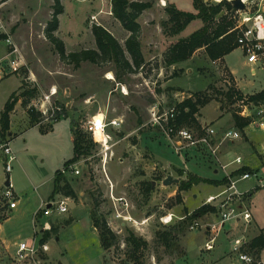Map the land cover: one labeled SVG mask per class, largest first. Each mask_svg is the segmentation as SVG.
I'll return each instance as SVG.
<instances>
[{"label":"rangeland","instance_id":"obj_1","mask_svg":"<svg viewBox=\"0 0 264 264\" xmlns=\"http://www.w3.org/2000/svg\"><path fill=\"white\" fill-rule=\"evenodd\" d=\"M131 1L153 3V7L138 19L139 24L149 25L153 34H140L144 42L141 49L144 50L145 63L142 70L130 74L124 73L114 63L97 65L83 62L75 68L62 62L45 36L53 15L54 0H13L2 9V16L26 68L20 76L9 75L0 81V121L6 102L12 94L19 92L24 75L28 76L29 89L35 90L33 102H38L50 89H56L53 101L63 108L64 119L32 127L27 109L16 103L9 114L7 129L4 130L0 124V143L9 142L14 157L7 175L4 170L6 158L0 151V264H15V245L32 238L38 241L42 229L49 225L59 230L46 242L49 248L46 264H136L128 257L132 249L126 241L129 234L147 244L140 249V264H243L232 253V245L244 233V226L236 228L233 223H227L217 234L215 228L212 232L206 229L192 231L190 221L181 224L205 206L204 200L208 195L218 191L209 183L224 178L222 172L214 174L213 171V160L218 154L194 151L191 158H186V163L182 154H175L166 136L150 125L149 108L159 103L161 109H172L191 99L197 106V113L187 117L182 126L200 132L203 125H208L218 136L226 130L237 131L240 138L219 145L221 153L225 156L228 152H235L243 158L241 166L259 171L264 169V129L250 124L241 131L235 125L233 114L238 112L240 99L264 88V74L257 70L256 76H252L251 66L238 48L225 56L222 62L216 63L209 60L203 49L197 50L186 61L166 69L160 54L164 45L162 38L167 39L170 45L175 44L197 31L201 22L193 21L177 36L166 37L161 23L166 22L168 28L173 27L164 12V8L172 6L170 1L164 0L165 5L160 3L161 0ZM202 1L207 5L230 4L229 0ZM60 2L63 13L58 16L55 36L63 41L66 53L95 50L93 26L105 28L125 49L129 33L112 16L111 0ZM174 2L179 10L196 14L191 0ZM258 2H249L250 12L258 9ZM261 10L264 11V3ZM230 13L233 15V9H224L215 22ZM92 17L96 20L93 21ZM150 36L163 45L159 43L156 48L149 45ZM5 54L6 45L0 43V58ZM125 56L130 59L126 51ZM109 73L113 80L107 79ZM236 92L242 98H237ZM230 93L235 95L233 100L227 97ZM97 116L108 124L106 131L113 139V155L105 169L100 161L101 147L83 129L90 118ZM115 119L122 121L118 129L110 125ZM74 130L84 134L94 147L88 155H82L75 161L79 163L81 174L78 177L66 176L75 198L58 194L50 199L55 172L73 157L69 134ZM9 132L12 136L7 138ZM225 162L229 161L225 158ZM236 167L232 165L227 170L232 171ZM190 175L203 182L188 191H181L180 183L188 181ZM167 176L178 180V184L163 186L162 181ZM7 180L17 202V209L12 212L1 195ZM254 186L250 180L237 185L242 192ZM122 196L129 199L128 207L115 200ZM60 200L67 202L66 213L58 215L52 210L50 216L43 215L42 211L48 204H56ZM247 208L252 215L247 236L251 240L259 235L264 237L263 189L257 190L252 200L247 201ZM117 211L131 217L137 225L133 222L122 225L114 217ZM168 213L173 214V220L164 226L160 217ZM92 218L105 222L115 235V243L109 249L101 247L99 231L92 227ZM199 219L205 226L217 221L214 213H206ZM143 220L147 222L140 225ZM171 229L175 230V241L172 248L166 250L157 236ZM214 237L213 249L206 251L205 243ZM258 252L252 255L257 263L264 264V248Z\"/></svg>","mask_w":264,"mask_h":264},{"label":"built area","instance_id":"obj_2","mask_svg":"<svg viewBox=\"0 0 264 264\" xmlns=\"http://www.w3.org/2000/svg\"><path fill=\"white\" fill-rule=\"evenodd\" d=\"M11 1L13 0H0V43L6 45V54L0 58V81L9 75L20 76L21 72L26 68L25 60L15 44L10 29L2 16V9ZM231 1L233 0H229V2ZM241 1L244 4L245 9L242 11H236L233 14L236 19V45L243 53L246 63L251 66V75L256 76L257 70L264 74V11L261 10V5L264 3V0H258V9L252 12L249 11V2L251 0ZM160 3L165 5L162 0ZM92 20L95 21L96 17H92ZM260 92H263L264 95V88L260 90ZM56 95V89H50L47 93L42 94L41 99L38 100V102H33L34 100H32L28 106L29 109L33 108L36 112L42 115L41 122L38 126H41L44 122L52 124L60 119H64L63 108L53 101ZM149 115L150 125L160 130L166 136L170 147L177 155L191 151L206 150L207 153L216 156L219 145L224 142L232 143L240 138V134L234 130H226L218 136L215 129L208 125H203L200 132L183 127L179 123L180 111L176 108L167 110L163 108L161 109L159 103L151 105L149 108ZM237 115L241 118H250L252 120L251 124L258 126L260 129H264V99L252 101L249 97H243L239 101ZM121 124L122 121L119 119L110 122V125L116 129H118ZM107 125L106 122L102 121V119L97 116L95 118H90L83 126L84 132L87 135H90L94 139V143H97L101 147L100 161L104 169L113 155V144L111 143L113 139L106 131ZM116 135L120 134L116 133ZM0 151L3 152L6 158L4 170L8 175L11 171V163L14 161V157L9 148V142L0 143ZM78 165L79 163L75 162L67 167H63L60 170V173L63 176L73 175L78 177L81 174ZM232 165L238 167L232 171H228L227 168ZM241 165L242 159L240 157L234 158V160L227 164L220 165L224 177L222 179L225 181L223 184L217 186L218 191L215 194L208 195L204 200L205 206L214 208V214L217 217V221L214 224L205 226L201 224L200 219L198 218L189 224V228L192 231L206 229L207 231L212 232V229L215 228L218 234L227 223H233L236 228L239 225H243L244 228L250 225L252 215L247 208V198L259 189L264 190V169L234 175V172H236ZM247 180L253 181L255 186L244 192L240 191L237 185L240 182ZM1 195L4 201L8 202L9 210H14L17 207V202L10 183ZM111 199H113V195L111 196ZM115 200L121 203V205L128 207V203L124 198H118ZM52 210L58 215L66 213L68 211L67 202L65 200H60L56 204H48L44 211H42L43 215L50 216ZM114 217L115 219L120 220L122 225L130 222L137 225V222L133 221L131 217L123 215L118 211ZM172 220L173 214L171 213L160 217V222L164 226L169 225ZM146 222L147 220H143L140 222V225H143ZM215 239L216 237L205 243L204 247L206 251H211L213 249ZM250 243L251 239L244 231L240 238H236L233 241L232 253L236 255L240 263L259 264L256 262L254 256L248 251ZM48 251L49 248L47 243L38 244L35 238L21 241L15 245L13 261L15 264H46L45 256Z\"/></svg>","mask_w":264,"mask_h":264},{"label":"trees","instance_id":"obj_3","mask_svg":"<svg viewBox=\"0 0 264 264\" xmlns=\"http://www.w3.org/2000/svg\"><path fill=\"white\" fill-rule=\"evenodd\" d=\"M191 1L196 14L180 11L173 5L164 8V12L168 16V20L173 23L172 28H168L166 22L161 23L163 35L166 37L177 36L193 21H200L202 24L201 27L189 37L179 40L177 43L172 44L166 49V51L162 54V65L166 68L186 61L195 53V51L199 49H204L207 57L212 62L223 59L225 56L237 49L235 17L230 13L215 22V19L224 11V9L232 10L231 4L220 2L216 5H207L204 4L202 0ZM152 7V2L111 0L112 16L120 23L122 28L129 33V36L125 41V49L122 48L119 42L105 28L101 26H93L91 31L95 40L96 49L66 53L63 41L55 36V32L57 31L59 25L58 16L63 13V6L60 0H54V5L52 7L53 15L45 29V36L55 48L59 59L64 63L73 65L75 68H78L83 62H89L97 65L114 63L116 67L121 69L124 73L130 74L142 70L145 63L141 52V27L138 23V19L143 12L150 10ZM125 51L130 57L129 60L125 56ZM27 78L28 76L26 75L22 76L19 92L12 94L4 106L0 121L4 130L8 127L9 114L12 112L14 105L19 100L21 101V106L24 109H27L30 125L36 126L41 122L42 115L36 112L33 108H28L31 101L35 97V90L29 89ZM235 95L239 99L242 98V95L239 92H236ZM235 95L230 93L227 97L229 100H233V96ZM249 99L252 101L264 99L263 92L252 95ZM176 109L180 111L179 123L181 125L185 122L187 117L197 113V106L191 99H187L178 104ZM185 110L188 112L185 113ZM233 118L236 127L241 131L252 123L250 118H241L236 113L233 114ZM49 128H51L50 125ZM72 135L73 157L64 163V167L75 163L76 159L80 156L88 155L90 150L94 147V144H92L84 134L81 135L79 132L74 130ZM250 171L251 170H249L248 167L242 166L234 172V175ZM224 181V179L220 181L211 180L209 183L217 187L223 184ZM201 182L203 181L200 178L190 175L188 176V181L180 183V190L188 191L192 188V186L198 185ZM58 194H62L68 198H75L72 186L66 176H63L59 170L55 172L53 190L50 199H53L54 196ZM214 212V208H211L210 206H203L201 209L194 212V214L190 215L185 222L181 224L188 221L192 222L206 213ZM40 215L41 214L38 216ZM92 220L94 228L99 231L101 247L103 249H109L115 243V235L108 228L105 222H99L93 218ZM57 233L58 227L51 226L49 230L41 232V237L37 241L38 244L46 243L52 235H57ZM175 235V230L171 229L158 234L157 239L163 244L166 250H170L174 245ZM126 241L130 246H132V249L128 253V257L133 259L134 263L140 264V249L146 247V242L142 241L140 238H136L133 234H129ZM262 248H264V237L259 235L251 240L248 251L251 254L259 253L258 251Z\"/></svg>","mask_w":264,"mask_h":264},{"label":"crops","instance_id":"obj_4","mask_svg":"<svg viewBox=\"0 0 264 264\" xmlns=\"http://www.w3.org/2000/svg\"><path fill=\"white\" fill-rule=\"evenodd\" d=\"M162 1H164V0H162ZM170 2L169 3H171L173 6H175L176 7V9H178L177 8V6H176V4H175V2H174V0H169ZM220 1V0H219ZM179 10V9H178ZM147 11H149V10H147ZM147 11H145L144 13H146ZM181 11V10H180ZM143 13V14H144ZM142 14V15H143ZM142 15L139 17V20L142 18ZM140 27H141V33L143 34V35H146V34H148V35H151V34H153L152 32V29H150V26L149 25H143V24H140ZM152 31V32H151ZM155 31V30H154ZM159 34H160V36H161V32L159 31ZM142 36V35H141ZM149 39H150V41L151 42H149L148 44L149 45H154V48H156L155 47V45H158L160 42H157L158 40H154V38H152V36H150L149 37ZM162 40H163V44L162 43H160V45H163V46H161L162 47V51L160 52V54H161V59H162V54L166 51V49L169 47V46H171L169 43V41L166 39L165 40V38L163 39L162 38ZM167 41V42H166ZM168 43V44H167ZM140 44H144V42H143V39H142V37L140 38ZM167 45H169V46H167ZM199 50H202V49H199ZM204 50V49H203ZM141 51H142V55H143V58H144V50L143 49H141ZM196 52V51H195ZM150 57H152L153 58V56H152V54L150 55ZM224 59V58H223ZM223 59H221V60H217V61H215V63L216 62H222L223 61ZM159 62H161V60L159 61ZM212 62V61H211ZM176 65V64H175ZM175 65H173V66H175ZM173 66H171V67H173ZM170 68V67H169ZM169 68H166V69H169ZM179 68V67H178ZM180 70H181V68H179ZM159 70H160V68H158V72H159ZM180 73V72H179ZM180 88V87H179ZM181 89V88H180ZM257 93V92H256ZM254 94V93H253ZM253 94H251V95H253ZM17 105H20L21 106V101L19 100L18 102H17ZM16 105V106H17ZM16 108V107H15ZM28 119H29V117H28ZM10 121H11V119H10ZM29 123H30V121H29ZM38 126V125H37ZM33 127V126H32ZM11 128H12V121L10 122V130H11ZM52 131H53V129H52ZM12 136V133H10L9 132V134H8V136H7V138H10ZM69 139H70V142H71V144H72V147H73V135H72V132L69 134ZM221 148L222 147H219V149H218V151H217V157L215 158V160H213V163H214V166H215V168L213 169V171H214V174H218V173H221L222 171H221V169H220V165H223V164H226V162H225V158H226V160H228L229 162L231 161V160H234V158H236V157H242L241 155H239V154H237V153H235V152H228V154H226L225 156H224V154L223 153H221ZM194 151H191V152H188V153H185V154H182L183 155V157H184V161L186 162V158H191L192 157V154L191 153H193ZM195 157V156H194ZM231 157H232V159H231ZM224 158V159H223ZM242 159V163H243V158H241ZM224 160V161H223ZM66 162V161H65ZM228 162V163H229ZM187 163V162H186ZM242 166H240V168H241ZM237 168V167H236ZM235 169V168H234ZM223 174V173H222ZM107 176V175H106ZM223 177V176H222ZM109 179V178H108ZM215 180H219V179H215ZM109 182L111 183V181H110V179H109ZM163 182V181H162ZM112 184V187L114 188V185H113V183H111ZM152 185H154V183H152ZM113 188H112V190H111V193H113L114 191H113ZM53 190V189H52ZM113 191V192H112ZM51 193H52V191H51ZM111 195H113V194H111ZM252 197H253V194L251 195V196H249V198H247V201L250 199V200H252ZM119 198H124L126 201H127V203H129V199L126 197V196H122V197H119ZM194 198H195V196H194ZM50 200V199H49ZM17 209V207L14 209V210H9L10 212H12V211H15ZM53 225V224H52ZM240 226H243V225H240ZM49 227H50V225L49 226H47V228H44V229H42V231L44 232V231H47V230H49ZM92 227H93V224H92ZM247 227H249V226H247ZM247 227H245L243 230H245V234L247 235ZM94 228V227H93ZM95 229V228H94ZM59 230V229H58ZM41 231V232H42ZM251 239V238H250Z\"/></svg>","mask_w":264,"mask_h":264},{"label":"water","instance_id":"obj_5","mask_svg":"<svg viewBox=\"0 0 264 264\" xmlns=\"http://www.w3.org/2000/svg\"><path fill=\"white\" fill-rule=\"evenodd\" d=\"M231 6H232V9H233V14L236 12V11H242L245 9V6L244 4L242 3L241 0H233L230 2ZM163 186L165 187H169L173 184H178V180H174L172 179L171 176H167L163 182H162ZM9 186V181L7 180L6 183H5V187Z\"/></svg>","mask_w":264,"mask_h":264},{"label":"bare ground","instance_id":"obj_6","mask_svg":"<svg viewBox=\"0 0 264 264\" xmlns=\"http://www.w3.org/2000/svg\"><path fill=\"white\" fill-rule=\"evenodd\" d=\"M107 79H108V80H113V79H114V77H113V75H112V74H110V73H109V74L107 75Z\"/></svg>","mask_w":264,"mask_h":264}]
</instances>
